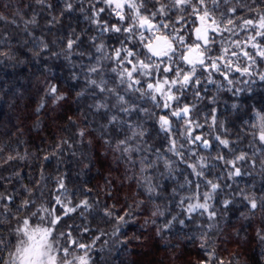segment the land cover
Here are the masks:
<instances>
[{
  "label": "trees",
  "instance_id": "obj_1",
  "mask_svg": "<svg viewBox=\"0 0 264 264\" xmlns=\"http://www.w3.org/2000/svg\"><path fill=\"white\" fill-rule=\"evenodd\" d=\"M91 1L0 0V193L3 194L0 204L18 212L20 197L27 194V188L41 173L53 183L56 174L63 173L70 187L78 184L98 187L103 182L102 174L92 167L82 170L84 154L73 133L77 127L87 125L108 137L115 149L118 140L128 136L127 125L131 122L142 125L146 133L131 142V158L135 167H139L142 160L152 165L145 179L161 183L165 195L159 199L168 209L165 222L178 212L186 225H192L197 219L208 224V216L214 212L217 220L241 224V231L243 226L254 229V223L260 222L258 216L255 222L246 220L245 216L249 203L258 212L261 207L257 202L264 197V163L259 153L251 161L234 158L235 153L242 150L243 142L238 135L242 126L237 118L239 110H233L232 103L239 99L242 103L259 104L264 98L260 92L264 84L251 78L237 97L218 90L216 83L206 86L204 80L199 86L200 95L188 96L190 115L172 120L173 129H164L158 116L139 112L142 101L138 93L130 97L129 105H121L109 93L99 94L90 83L92 79L100 83L103 73L111 71L109 40H114V34L98 33L90 19ZM211 2L208 0L209 7ZM98 6L96 4V8ZM100 63L105 67L93 76L90 70ZM181 82L186 83L182 78ZM53 85L57 94H65L55 106H52L54 97L46 92ZM248 87L255 90L252 95L243 91ZM37 103L45 105L46 135L28 136L26 141L23 137L12 138L16 128L30 119L32 107ZM132 103L137 111H121ZM143 107L152 113L160 109L153 102L144 103ZM213 109L218 111L215 120ZM113 116L115 122L110 124ZM190 117L198 121L199 128L187 143L182 125ZM196 134L209 143H195ZM221 141H226L227 145ZM83 148L88 151L86 144ZM8 156L15 158L9 160ZM21 156L25 159L21 160ZM94 176L100 177V181H95ZM68 193L67 197H76L75 189ZM85 195L92 193L85 192ZM9 196L11 200L5 199ZM190 206L192 212L188 211ZM9 219L11 213L0 208V220ZM38 224L27 219L19 224L18 239L14 241L15 248L8 255L7 264H16L23 229ZM174 227L182 230L175 221ZM204 230L214 233L216 226ZM116 255L119 256V252Z\"/></svg>",
  "mask_w": 264,
  "mask_h": 264
},
{
  "label": "clouds",
  "instance_id": "obj_2",
  "mask_svg": "<svg viewBox=\"0 0 264 264\" xmlns=\"http://www.w3.org/2000/svg\"><path fill=\"white\" fill-rule=\"evenodd\" d=\"M220 8L221 11L215 13L218 18L225 15L233 22L257 21L264 14V0H222ZM235 26L239 27V23ZM239 63L243 65L245 61ZM259 67L264 73V63ZM215 71L219 76L228 73L232 81L229 85L237 89L233 95L239 97L242 91L238 88L239 77L233 73L231 65L219 64ZM253 76L264 84L255 68L248 77ZM52 88L46 92L54 97L52 106H55L65 94L53 93ZM243 91L252 95L255 90L248 87ZM260 92L264 94V87ZM232 108L239 110L237 118L242 126L238 135L243 142L242 150L235 153L234 158L251 161L259 153L264 163V133L253 121L255 113L264 112V98L259 104L242 103L238 99L232 103ZM46 124L45 105L34 104L30 119L16 128L12 138L23 137L26 141L28 136H44ZM73 134L84 154L82 170L94 168L102 174L103 182L98 187L91 184L70 187L66 179L67 192L76 191V197L70 198L57 191L58 183L65 178L63 173L56 174L55 183L41 173L27 188V194L20 197L18 212L0 204V208L11 213V219L0 220L3 225L0 227V264H7L8 255L15 248L14 241L18 239L16 228L25 219L33 224L40 223L50 231L57 250L55 264H81V257H86L87 264H264V197L257 202L261 205L259 212L249 203L248 214L241 213L253 222L258 216L260 222L254 223V229L243 226L241 231V224L217 220L214 212L209 214L208 224L197 219L192 225H186L178 212L165 222L168 209L159 199L165 195L161 183L159 180L146 182L145 179L151 164L141 161L140 166L135 167L130 153L122 155L113 148L108 137L87 125L77 127ZM85 144L87 152L83 148ZM35 155L32 153L33 157ZM14 158L8 156L9 160ZM93 179L100 181L101 178L94 176ZM85 192L92 195H85ZM174 221L182 230L174 227ZM210 226H216L214 233L204 230Z\"/></svg>",
  "mask_w": 264,
  "mask_h": 264
},
{
  "label": "snow or ice",
  "instance_id": "obj_3",
  "mask_svg": "<svg viewBox=\"0 0 264 264\" xmlns=\"http://www.w3.org/2000/svg\"><path fill=\"white\" fill-rule=\"evenodd\" d=\"M104 3L106 7L100 9V14L111 10L110 14L113 18L111 29L117 34L123 33L124 40L119 43V47L111 50L113 55L111 59H108V65L111 67V71L103 73V78L100 83H97L95 79H92L90 83L96 87L99 94L103 95L107 92L121 105H129L130 97L138 93L142 101L139 112L154 117L158 116L161 127L170 124L172 120L181 119L183 114L190 115L192 111L191 105L186 102V98L183 96L175 99L169 94L168 98L171 99V106L166 105L155 113L149 112L143 107V104L153 102L155 106L159 102L160 95L170 86L174 72L176 80L182 78L183 81L187 82L190 79L180 70L179 64L182 62H177L175 69L172 67V63L175 62L176 52L174 49L177 38L183 35L185 30L188 31V35L179 42L182 45L192 47L201 45V50L208 47V44L204 43L200 38L201 18L213 25L215 32L213 29H207L212 35L217 33L223 34L225 31H228L230 34L235 32V28L232 26L238 22H233L230 17L226 19L225 15H221L219 18L215 15L216 12L221 11L220 5L222 4V0H212L211 7L208 6V0H202L201 3H197L195 8L192 9H189V5L185 0H152L151 3H147V0H104ZM145 4H147V7H145ZM185 13H189V15L185 16ZM177 15L180 16V19L173 21V16ZM166 21H171L177 27L183 24L184 27L179 29L176 37H173L169 29L164 27V22ZM225 24L228 25L227 28L224 27ZM239 27L241 32L250 33L254 30L259 31V37L246 36L245 42L240 45L242 51L229 48L228 45L231 44V40L222 42L225 44V47L219 51L218 55L222 56L225 63H227L229 59L227 53L229 51H235L237 59L245 61V64L241 65L233 61L235 64V67L231 65L233 73L241 76H251L253 68H255L256 74L261 80H264V73H261L259 67L264 63V14L260 15L259 24L249 19L239 22ZM162 28L163 35L157 36L156 33ZM165 37L168 39H165ZM169 40L172 42V49H168L167 47L162 51L157 49V44L163 43L167 45ZM68 43L69 47H71L72 42L69 41ZM185 50L183 48L181 49V55ZM153 61H158L163 65V72L157 71L155 79L150 74ZM165 61H168V63L165 64ZM205 63L210 64L211 67L204 69V71L211 72L218 67L219 60L217 59L215 64H212L211 60H205ZM104 67V64L100 63L90 71L95 76L100 74ZM185 70H187L186 65ZM221 80L222 83L216 85L218 90L223 87V83L230 84L232 82L228 73H224L221 76ZM209 83L215 84V81L210 78ZM172 90H176L175 86H172ZM52 91L53 93L56 92L55 86L52 88ZM196 95L199 96L200 93L197 92ZM181 100L185 101L182 108L179 107ZM129 110L133 112L137 111L135 103H132L130 107L121 108L123 113H128ZM212 114L215 120L218 111L213 109ZM115 119V116H113L109 123L115 122ZM253 121L256 128L261 133H264V112L255 113L253 115ZM153 122L155 123L156 121L154 120ZM127 127L128 136L122 140H118L115 147V150L121 152L122 155L132 151L130 147L132 141L146 135L140 124L129 122ZM193 131L197 132L195 129ZM79 135L82 136L83 134L80 133ZM200 142H203L205 145L209 143L201 135L196 134L195 143L198 144ZM221 143L227 145L226 141H221ZM45 159H48V157L46 156ZM142 163L146 164L147 162L146 160H142ZM238 172L239 169H237V174ZM66 179L65 177L58 183L57 191L61 196H69L65 187ZM5 199L11 200V197H5ZM188 211L192 212L193 208L190 206ZM80 262L81 264H86L84 258H80Z\"/></svg>",
  "mask_w": 264,
  "mask_h": 264
},
{
  "label": "rangeland",
  "instance_id": "obj_4",
  "mask_svg": "<svg viewBox=\"0 0 264 264\" xmlns=\"http://www.w3.org/2000/svg\"><path fill=\"white\" fill-rule=\"evenodd\" d=\"M152 0H147V3H151ZM186 3L189 5V9H192L193 6H196L197 0H185ZM202 0H200V3ZM92 9L90 10V19L92 22L96 25V29L99 34H114V40L110 39V45L111 50L115 47H119V43L124 40V34L120 33L117 34L112 31L111 29V23H112V17H111V10H108L104 12L103 14H100V9L105 8L106 5L104 3V0H92ZM96 4L99 5L98 8H96ZM145 7H147V4H145ZM151 11V9H149ZM96 13V15H94ZM185 16H188L189 13H185ZM177 19H180V16H173L172 20L175 21ZM207 26L211 27L213 31L215 32V29L213 28V25L208 23V21L204 20ZM255 23L259 24V20L255 21ZM164 27H167L171 33V36L176 37V33L179 31L180 28H183L184 25L181 24L179 27H177L175 24H173L171 21L164 22ZM225 28L228 27L227 24L224 25ZM232 27L235 28V32L229 33L228 31H225L223 34H215L211 35L209 38L208 47L201 50L200 45H196L194 47L189 45H182L179 41L183 40L187 35L188 31L185 30L183 35L179 36L177 38V42L175 44V52L176 56L174 58V61L172 63V67L175 69L177 67V62H182L179 64L180 70L183 72L184 75H187L190 77V79L186 83H182L181 79L176 80L175 79V72L173 73V77L171 78L170 86L164 91L163 94L160 95V100L158 103H156L157 106L160 108L165 107L166 105L171 106V99H169V94H171L172 98L179 99L180 97H185L186 102H188V96H195V92H199L198 85L200 86V83L206 80V86H211L212 83H209V79L212 78L217 85L222 83L221 76L213 70L211 72L204 71V69H207L211 67L210 64H206L205 60H211L212 64L216 63V58L220 57L219 64L225 63V60L222 56H219L218 53L220 50H222L225 47V44L222 42H227L228 40H231V44L228 45L229 48H235L237 51H242L240 48V45L245 42L246 36H256L259 37V31H252L250 33L248 32H241L240 27H236L233 25ZM235 33V34H234ZM156 35H163V28L156 33ZM168 39L167 37H165ZM169 48L172 49L173 45L171 40L168 41ZM186 49L183 51V54L181 55V49ZM194 49H196V52H192ZM111 55H113L111 51ZM229 56V59L227 61L228 64L235 67L236 63H239L241 60H238L236 57L235 51H229L227 53ZM215 58V59H214ZM165 64L168 63V61L164 62ZM185 65L187 66V70H185ZM157 71L163 72V65L160 64L158 61H153V67L151 71V75L153 76V79H155V74ZM147 75V73H146ZM239 82H238V88L242 89L243 85L250 81L248 76H241L238 75ZM246 82H245V81ZM252 80H258L255 76L252 77ZM252 81V82H254ZM233 82L236 83L235 79H233ZM251 82V81H250ZM172 86H175L176 90H172ZM222 91H227L231 95L237 91L236 88H233L231 85L227 83H223V87L220 88ZM190 97V98H191ZM193 99L192 101H194ZM185 103L184 100L180 101V106L183 107V104ZM177 110V109H174ZM198 121H195L191 117L183 122V129L185 133V138L187 143H189L190 140L193 139L194 136V129L198 130ZM173 121L170 122L168 125H164L163 128L170 130L173 129ZM23 240H21L17 253H16V264H55L56 258H57V250L56 246L52 243L51 237H50V231L46 229L41 224L36 225L32 228H25L23 229ZM84 258L86 261V257ZM87 264V261H86Z\"/></svg>",
  "mask_w": 264,
  "mask_h": 264
},
{
  "label": "water",
  "instance_id": "obj_5",
  "mask_svg": "<svg viewBox=\"0 0 264 264\" xmlns=\"http://www.w3.org/2000/svg\"><path fill=\"white\" fill-rule=\"evenodd\" d=\"M207 29H211V28L207 27L206 24L204 23L203 19L201 18L200 38L206 44H208V39H209V36H210V33L207 31ZM157 36H160V35H157ZM165 47L169 48V44H167V45H164L163 43L157 44V49L160 50V51H162ZM194 51H196V49H194ZM182 81H183V79H182ZM188 115L189 114H183L182 118H186V117H188Z\"/></svg>",
  "mask_w": 264,
  "mask_h": 264
}]
</instances>
